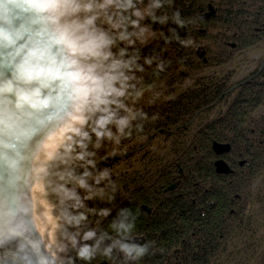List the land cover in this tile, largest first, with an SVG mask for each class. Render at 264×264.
Instances as JSON below:
<instances>
[{"label":"clouds","instance_id":"1","mask_svg":"<svg viewBox=\"0 0 264 264\" xmlns=\"http://www.w3.org/2000/svg\"><path fill=\"white\" fill-rule=\"evenodd\" d=\"M196 20L175 0H0V264L163 254L137 242L139 211L117 208L105 229L113 209L90 202L115 200L107 162L160 119L145 110L172 65L159 42L193 47L178 30Z\"/></svg>","mask_w":264,"mask_h":264},{"label":"trees","instance_id":"2","mask_svg":"<svg viewBox=\"0 0 264 264\" xmlns=\"http://www.w3.org/2000/svg\"><path fill=\"white\" fill-rule=\"evenodd\" d=\"M212 1L214 0H175L176 6L182 10L183 16L197 17L194 25H190L188 29L178 30L182 38H188L196 34V25H206L197 16L198 8H205L207 3ZM221 1L223 2L222 5L226 9L228 8L227 12L224 10L223 12L227 16L232 15L228 18L235 25L236 30L241 32L242 39H244L243 37L247 38L249 33L254 37L253 27L260 26V21L257 19L244 21L241 17H237L239 13H236V10L232 11L233 8L241 4V0ZM260 1L264 3V0ZM156 29L160 31L161 27L158 26ZM163 30L167 32L166 28ZM160 43L161 48L176 47L177 50L184 51V54H182L183 62H180L177 57L167 55V52L164 54L166 58L172 60L171 67L166 71V73H170L169 78L162 76L165 75L164 73L161 74V79L166 80L164 86H167L161 98L166 101L160 100V103L157 102L151 107L145 105V110L150 115L154 112L159 113L160 119L154 124L145 126L146 141L142 142L137 148L134 146L127 147L125 155L117 156L107 162V166L112 167L114 172L118 173L113 177L119 184L115 200L90 202V206L112 208L113 213L111 217H108V221H111L115 216V210L120 207H128L133 212L139 211L135 229V234L139 237L137 242L153 241L155 247L157 249L163 248L164 252L163 254L157 252L155 255L145 256L143 260L135 262V264H231L230 255H227L230 242L235 237L240 240L241 236L244 237V234L248 231L249 233L254 232L252 228L248 227L251 219L250 213H248L249 215L245 214L248 202L246 197L252 196L251 200H255L260 208L263 207L261 212L264 213V173L261 186L251 194L249 189V180L253 179L251 173L253 165L249 155H251L254 146L261 153L259 157L262 159L261 162L263 163L261 165L264 167V115L261 119H256L250 130L244 128L243 125L240 128L237 127L238 122L246 124L244 109L247 111L250 106L251 109L257 105H264V96L261 98V93L254 92L255 87H253L252 90L243 94L242 99L240 98L237 102L233 101V103H236L234 110L237 111L232 113L230 117L226 113L225 119L228 132L225 133V138L233 140V136L229 137L228 134L229 130L235 131V128L236 130L239 129L242 136L248 138L250 135V137L249 139L245 138L246 142L231 144L230 146L232 153L239 156L240 160H244V163L239 165V161H237L236 166L238 169L233 171L232 174H217L212 161L214 153L211 149V143L213 139L218 140L217 138L223 134L221 129L218 130L215 126V123L220 119L212 118L210 115L212 114L211 110L217 103L229 105L227 108L232 106V101L229 99L230 95H228L227 80L213 74L203 76V80L195 81L191 86L183 88L182 92L169 98L172 90L168 91V86L181 84L183 79L189 77L188 74H190L186 67L192 69L201 62L195 60L194 56L190 57L185 54L188 50L175 42L167 45L163 41ZM181 63H184L185 66ZM176 79L180 82L175 81ZM250 111H247V113H250ZM229 118H233V120L231 121ZM258 121H262L261 124ZM251 129L252 132H250ZM193 135L197 136L194 137ZM159 136H163L166 141H170L171 146L168 147L169 150L166 156L178 158L177 161L169 163L168 166L162 169L161 174L159 173L160 169L158 170L159 178L154 184H157V182L164 183V186L160 187L159 184L156 187L154 184L149 185L150 182H153L149 171L146 172V176L141 175L140 177H138L140 175L139 170L132 171L133 175L130 177L126 176V172L122 175L118 167L125 161L131 158L134 159L138 154H140V157H152V153L157 154L155 150H147L145 147L149 146L150 137L157 138ZM252 136H255V138ZM134 139H138L135 134ZM134 139L124 141L123 145L124 143L131 144L136 141ZM166 145L163 144L161 148L166 147ZM202 149L206 151L203 152ZM158 160L153 159L145 162L143 159L139 162L142 167H149L159 162ZM228 160H231V157L227 155ZM125 164L128 165V163ZM177 177L181 178L178 187L174 190L165 191L167 186L172 184ZM183 187L187 189H183ZM157 188H159V192L163 193L166 200L160 207L159 213H157L160 220L154 225L152 214L150 215L141 210L140 205H148L151 195L154 194L153 189ZM184 190L188 192L185 194ZM244 190L248 191V194ZM261 221L264 222V214ZM260 240L257 238V241ZM241 244H243V248L239 250L242 254L246 251L244 257L251 256L254 253V251L250 254L247 253V249L251 247L249 244L247 245V242L243 243L241 241ZM225 255L228 257L222 260ZM102 259L98 257L93 261V264H97ZM261 261L262 259L259 262ZM107 262L113 264L112 261Z\"/></svg>","mask_w":264,"mask_h":264},{"label":"rangeland","instance_id":"3","mask_svg":"<svg viewBox=\"0 0 264 264\" xmlns=\"http://www.w3.org/2000/svg\"><path fill=\"white\" fill-rule=\"evenodd\" d=\"M218 27L220 29V25L214 24L212 26V28L208 31V34H206L205 36H202V37H198L196 39L198 41V43L194 44L192 49H187L188 51H187V53L185 52V54H187L190 57L194 56L195 60H198L199 58L195 55L194 49L198 45L205 46L209 50V52H208L209 61L207 64L202 63V64L195 65V67L194 68L192 67V69L186 67L189 70L188 72L190 73V74H188L189 77H185L181 84L177 83V84H173V85L168 86L167 90L168 91L172 90L170 95H169V98H172V97H174V95L182 92L181 90L183 88L185 89V88L191 86L195 81L203 80L202 79L203 76H208V75L213 74V75H217L220 77L223 74H225L226 72L231 71V74H232V72L234 70V74L232 75V77H230L228 79L227 84H229L231 86V85H233L239 81H243L250 76L248 73V70L253 69L254 65L257 62L260 63L261 58H264V33L263 34L260 33L261 36H260V34L258 36H256V34H255L253 37L254 39H256V42L250 41L249 42V43H251L250 45L246 44L242 48H239L238 50H236L235 52L233 51L234 54H233L232 60H229L228 57H224V59L222 60L221 68L218 66H217V68L212 66L211 59L213 57H212L211 53H212V51L216 50V48L219 49V47H220L218 45V43L216 42L215 35H214V32H215L216 28H218ZM220 31H221V29H220ZM193 38H194V36H193ZM246 40H250V39L246 38ZM251 45H253V47H250ZM165 48H167V47H165ZM167 49H168L167 55L175 56L174 54H172L173 52H171V50L169 48H167ZM189 50H191V51H189ZM229 50H231V49H227V51H229ZM179 53L184 54V51H181ZM215 60L216 59H214V61ZM222 66H224L225 68L222 69ZM168 73L165 72L164 73L165 75H162V76H164L165 78H169L170 73L169 74ZM171 78H173V77H171ZM163 80L166 81L165 79H163ZM177 80L178 79H176L175 81H177ZM178 82H180V80H178ZM166 87L167 86H164V88H166ZM233 97H234V94L231 95L229 98L232 101L231 102L232 106L228 110H227V107L229 105L227 106V104H223V103H217L214 106V108L211 110L212 114L210 116L212 118H216V119L219 118L220 119L218 122L215 123V126H217L216 128H218V130L221 129V132L224 135V136L222 135L219 138H217L218 140L213 139L212 143L215 142L218 144H222V145L227 144V145L231 146V144L235 145L238 143L240 144L242 142H246L245 138L247 136H242V133L239 131V129L236 130L235 127H234L235 128V134L232 133L233 134V138H232L233 140H229V138L228 139L225 138V133L228 132V128H226L227 121L225 119L226 113H227L228 117H230V116H232L231 112H233V109H235V107H234L235 105L233 104ZM160 100H162L164 102L166 101L165 99L160 98L157 102H159ZM250 107H248V109H247L248 112L251 110L250 113H246L244 115V118L246 120V124L243 122H241V123L238 122V124H237L238 128H240V126L243 125L244 128L246 127V128L250 129L252 126H254L256 119H261V117H262L261 114L264 112V105L263 104L257 105L251 109H250ZM229 119L231 121L233 120V118H229ZM259 122L260 121H258V123ZM261 122H260V124H261ZM247 123H252V124H247ZM230 131L231 130H229V132ZM196 136L197 135H195L194 137H196ZM198 137H199V134H198ZM248 137H250V135ZM252 137L255 138V136H252ZM246 139H248V138H246ZM134 140H136V141H133L131 144L124 143L123 146L126 148L127 147L129 148L131 146H134L135 148H137V146H139L142 142L146 141L147 138L146 139H139L138 138V139H134ZM230 141H233V142L231 143ZM149 142H150L149 146L145 147V149H147V150L151 149V151L155 150L157 154L152 153L153 158L150 156L149 157H146V156L140 157V154H138L136 157H134V159L132 158V159H129L128 161H125V163H128V165L123 163L118 167V169L121 170L122 175H124L126 172V176L130 177L133 175L132 171L139 170L140 175L138 177H140L141 175L146 176L147 175L146 172L149 171L150 172L149 174L152 176L153 180L154 179L156 180L159 169H160L159 173L161 174L162 169H164L166 166H168L169 163L177 161V159H178L177 157H172L169 155L166 156V153L169 150L168 147L171 146V144H169L170 141H166L163 136H159L157 138L156 137H154V138L150 137ZM212 143H211V149H212V152L214 153L213 154L214 158L212 160L213 166H214V163L216 161H219V160L223 161L226 164V166L229 169H231V172L228 174H232L233 171H236L238 169V167L236 166V162L241 161L239 156L232 153L231 147H229L228 151L217 154L212 148ZM163 144H167V145H166V147L161 148L163 146ZM254 147L252 148L251 155H249L251 163L253 165V168H251V171H252L251 173H252L253 179L249 180L250 194L252 192L254 193L257 190V188L261 186V182L263 181L262 175L264 173V167L261 165V163H263V162H261L262 159L259 157L261 153L258 152L257 149ZM202 151L205 152L206 150L202 149ZM227 155L231 157V160L227 161ZM143 159L145 162H147L149 160H153V159H157V160L159 159L158 160L159 162H156L149 167H147V166L142 167L140 165L139 161L140 160L143 161ZM242 162H244V160H242ZM214 170H215V167H214ZM217 174H222V173H217ZM181 175H182V171H181ZM223 175H225V174H223ZM180 179H181L180 177H177L175 179V182H173V183H177L179 185L181 182ZM167 189H168V187H167ZM183 189H187V188L183 187ZM186 192H188V191L184 190L185 194H186ZM245 192H247V194H248V191H245ZM251 197L252 196L246 197L248 199L249 203L247 202V207H246L247 211L245 210V214L249 215L248 213H250L251 219L248 223V227L252 228L254 230V232L249 233V231H248L247 233L244 234L245 235L244 237L241 236L240 240H239V238L235 237V239H233L230 242V245L228 246V250H227V255L228 254L230 255L229 260H230L231 264H233V263L234 264H246V262H247V264H264V222L261 221L263 214H264L263 211L261 212V209L263 210V207L260 208L257 205L255 200L254 201L251 200ZM234 205H236V204H234ZM108 220H109V218L105 219L102 222V227L108 228V225L110 222ZM257 238H259L261 240L257 241ZM241 241H243V243L247 242V245L249 244L251 246L249 249H247L248 254H250L252 251H254V253L251 256L244 257L246 251L243 254L240 252L239 249L243 248V244H241ZM256 245H258V246H256ZM237 250H239V251H237ZM227 255H225L222 260H224L226 257H228ZM261 259H262V261L259 262ZM99 263H100V261L97 264H99Z\"/></svg>","mask_w":264,"mask_h":264},{"label":"flooded vegetation","instance_id":"4","mask_svg":"<svg viewBox=\"0 0 264 264\" xmlns=\"http://www.w3.org/2000/svg\"><path fill=\"white\" fill-rule=\"evenodd\" d=\"M222 1L221 0H214L212 2H208L207 6L205 8H198V13L197 16L199 19H201L202 21H204V23L206 25H196L195 29H196V34L192 35L191 38L194 41V44L198 43V41L196 40L198 37H202L205 36L206 34H208V31L212 28V26L214 24H218L220 25V29L219 27L216 28L214 35H215V39L216 42L218 43V45L220 46L219 49L216 48V50L212 51V59H211V64L212 66L216 67H220L222 65V60L224 59V57H228L229 60L233 59V54L236 50H238L239 48H242L244 45H250L251 43H249L250 41L256 42V39L253 38V35L249 33L248 37L250 40H246L245 37H243L244 39H242L241 37V32L236 30V27L234 24H232L230 18L228 17H232V15H228L223 12L228 10V8L226 9L225 6L222 5ZM241 5V7H240ZM239 6H237L236 8H233L232 11H235L236 13H239L237 17H241L244 21H251V20H255L257 19L258 21H260V26H255L253 27V31L256 34V36H258L260 33L263 34L264 33V3L262 1H258V0H241V4ZM209 6H211L214 10V15L212 17L209 18H202L201 15L204 13H208L209 12ZM241 10V12H240ZM159 25H154L155 29L156 27H158ZM158 30V29H156ZM191 33V32H190ZM260 34V36H261ZM194 36V38H193ZM215 45V44H214ZM250 47H253V45H251ZM249 47V48H250ZM171 50V52L174 53L175 56L172 55V57H177V59H179L180 57H183L182 54H180L179 52L183 51L179 49L177 50L176 47L175 48H169ZM187 49H192V47L187 48ZM186 49V50H187ZM210 49V48H209ZM227 49H231L229 51H227ZM195 51V55L199 58L198 60H200L201 64H207L209 61V57H208V52L209 50L203 46V45H198L196 46V48L194 49ZM234 51V52H233ZM201 53H203V57L200 56ZM166 54V52H165ZM214 59H216L214 61ZM220 59V60H219ZM205 60V62H204ZM220 62V63H219ZM182 65L185 66L184 63H181ZM225 68L224 66H222V69ZM249 73V77L243 81H239L233 85H229V89H228V95H233V101H238L240 98L242 99V96L244 93H246V91H250L252 90L253 87H255L253 89L254 92L258 91L261 93V98L264 96V58H261L260 63H256L254 65V68L251 70H248ZM231 74L230 72H226L225 74H223L222 76H220V78L227 80L228 83V79L230 77H232V75L234 74V70ZM230 75V76H229ZM219 77V76H218ZM249 88V89H248ZM234 105H236V103H233ZM262 105V104H261ZM229 108H227L228 110ZM226 110V111H227ZM237 110L233 109L232 113H235ZM244 111L247 113V111L244 109ZM262 116L264 115V112L261 114ZM249 129V128H248ZM250 130V129H249ZM252 132V129L251 131ZM235 133V131H230L229 132V137H232L233 134ZM249 139V137H248ZM132 159V158H131ZM239 165H242L244 162L239 161L238 162ZM159 175H157L156 180H158ZM155 179L152 180L153 182H150L149 185H153L154 182L156 181ZM175 182V181H174ZM158 184L160 185V187L164 186V183H155L154 186H158ZM169 186V185H168ZM167 186V187H168ZM178 187H175V189ZM159 188L157 189H153L154 194L151 195V198L149 200V204H141L140 208L143 211L144 210L142 207L146 206L147 208H149V211H146L148 214H152V219L154 220V225H156V223L160 220L157 213H159L158 211L161 209L160 207L163 205V202L166 200L165 196L163 195L162 192L158 191ZM164 189L162 188V191ZM174 190V189H173ZM165 191H168V189L166 188ZM183 194V193H180ZM181 196V195H180ZM103 260V259H102ZM101 260V261H102ZM100 261V262H101ZM108 264V262H107Z\"/></svg>","mask_w":264,"mask_h":264},{"label":"water","instance_id":"5","mask_svg":"<svg viewBox=\"0 0 264 264\" xmlns=\"http://www.w3.org/2000/svg\"><path fill=\"white\" fill-rule=\"evenodd\" d=\"M214 15V10L211 6H209V12L208 13H204L201 15L202 18H209V17H212ZM203 53H201L200 56H202ZM203 57V56H202ZM205 62V60H204ZM229 145L225 144V145H222V144H218V143H212V148L213 150L219 154V153H223V152H226L229 150ZM214 167H215V171L216 173H222V174H228L231 172V169H229L226 164L223 162V161H216L214 163ZM177 183H173L171 184L170 186H168V189L169 190H172L176 187ZM144 210L146 211H149V208H147L146 206H143L142 207ZM99 264H107V262L105 260H102Z\"/></svg>","mask_w":264,"mask_h":264}]
</instances>
